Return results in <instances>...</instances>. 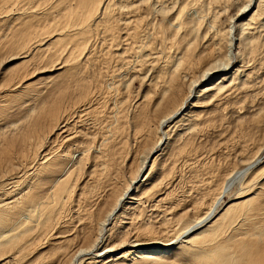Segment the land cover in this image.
<instances>
[{"label": "bare ground", "instance_id": "obj_1", "mask_svg": "<svg viewBox=\"0 0 264 264\" xmlns=\"http://www.w3.org/2000/svg\"><path fill=\"white\" fill-rule=\"evenodd\" d=\"M181 1L0 0L21 66L0 71V116L24 113L0 132V264H264V95L246 115L234 106L264 55V1ZM210 135L237 167L201 159ZM179 159L197 168L174 195ZM143 202L163 207L156 227Z\"/></svg>", "mask_w": 264, "mask_h": 264}, {"label": "rangeland", "instance_id": "obj_2", "mask_svg": "<svg viewBox=\"0 0 264 264\" xmlns=\"http://www.w3.org/2000/svg\"><path fill=\"white\" fill-rule=\"evenodd\" d=\"M162 1H165V3H169L170 1H175V0H162ZM178 2H182L181 0H177ZM264 1V0H263ZM141 5L140 6H144V5H142V3H140ZM256 5V4H255ZM261 7H258V6H256V7H252V10H254V11H256L258 8V10L256 11V13H258L259 14V11H263L264 12V10H263V8H264V2L262 3V4H259ZM229 7V8H228ZM230 9V10H229ZM256 9V10H255ZM227 11V12H226ZM234 11H235V8H234V6L232 5V6H227L226 7V9L224 10V12L223 13H221V15H219V22L220 23H222L224 26H227V16H233L232 14L234 13ZM260 16H262L261 14H259V15H256L255 17L256 18H254L253 19V21L254 22H258V20H259V18H260ZM226 17V18H225ZM147 18V17H146ZM151 18V19H150ZM149 19L151 20V21H158L159 20V16H157V17H152V16H150L149 15ZM156 19V20H155ZM223 20V21H222ZM10 21V20H9ZM9 21H7V22H9ZM222 21V22H221ZM260 21V20H259ZM144 23V22H143ZM145 23H148V21L146 20L145 21ZM145 23L143 24V26L140 28L141 30H147L146 28H147V26H144L145 25ZM9 28V26L7 27V25H5L4 23H1L0 22V31H1V34H0V47L2 48H0V71H2V68L4 67V66H6V68H7V70L11 73H13L14 71L16 72V70H17V68H18V70H17V72H19L20 71V69H21V66H20V68L18 67L19 65H18V63L19 62H15L14 60H11L10 62H7L8 60H7V56H8V47H7V38H5L4 36H3V30L5 31V30H7ZM100 29H102V27L100 28ZM148 31V30H147ZM150 31V30H149ZM148 31V32H149ZM144 33V32H143ZM101 34V35H100ZM2 36L6 39H4V38H2ZM97 36V35H96ZM96 36H93V37H91V39L92 40H94V41H92V40H90V45H91V47H92V44H93V47H95L96 46V48H95V50L93 49V52L94 51H97L98 52V50L101 48V47H99V44H101L102 42L101 41H103V40H101L100 38H98V37H100L101 36V38H102V32H99V34H98V36L96 37ZM96 37V38H95ZM98 38V39H97ZM4 39V40H3ZM3 40V41H2ZM96 40H98V42L96 41ZM100 40V41H99ZM6 41V42H5ZM91 42H93V43H91ZM97 42V43H96ZM2 43V44H1ZM108 43V42H107ZM157 44V45H156ZM95 45V46H94ZM153 47H155V49H156V51L157 50H159V45H158V42L156 43V42H154L153 43V45H152ZM102 47L104 48V45H102ZM121 47V46H120ZM99 48V49H98ZM96 49H98V50H96ZM168 50H166V49H163V53L164 54H166V52H167ZM171 52L173 51L172 49L170 50ZM94 54V53H93ZM160 54V53H159ZM97 55V54H96ZM244 55V54H243ZM263 57H264V55H262ZM262 56L260 57V58H258L257 60H252L251 62H248V63H251V64H249V65H252L253 66V68H254V70H255V73H254V75L252 76L253 77V79H254V83H255V86H254V89H253V91L252 90H250L249 91V93H246V94H244V93H240L238 90L237 91H235L234 92V95H235V99H236V104H234V106L235 107H237L238 106V112H239V114H242V115H246L245 113H247V110H248V108H247V106L249 105V104H251V103H249V102H253V103H256L257 101H259V97L261 96L262 97V95H264V59L262 58ZM151 57V55H149L147 58H149V59H151L150 58ZM258 57V56H257ZM260 59V60H259ZM262 62V64H261V62ZM110 63L112 62V59L109 61ZM108 62V63H109ZM257 62H259V63H257ZM253 63V64H252ZM20 64V63H19ZM117 64V65H116ZM115 65V77H116V79L118 78L117 77V75L118 74H116V73H122L121 74V76L120 77H122V76H125V77H130L131 76V66L130 65H128V67H127V69L123 66L122 67V69L121 68H119L118 67V65H119V63H116ZM259 64V65H258ZM14 65H16V66H14ZM101 64H100V62H99V65H98V67H100V69H101V67L104 69V68H109V64H105V62L104 61H102V65L100 66ZM259 66V67H258ZM11 67V68H10ZM15 67V68H14ZM258 67V68H257ZM5 68V69H6ZM12 68H13V70H12ZM117 68H118V71H117ZM124 69V70H123ZM125 70L127 71H129V72H125ZM7 73L8 75H6V76H9V74L10 73ZM14 72V73H15ZM125 72V73H124ZM259 72V73H258ZM12 73H11V75H12ZM127 73H129V74H127ZM127 76H126V75ZM59 79H60V77H58ZM131 78V77H130ZM58 79V80H59ZM113 79V78H112ZM252 79V78H251ZM262 82V83H261ZM131 83V84H130ZM130 83L128 84V89L129 90H126V93H128V94H130L129 96H128V98H127V102H129V100H131L132 99V97L134 96V94H135V92H132V91H134L136 88H137V86H138V79L137 78H134V79H131V81H130ZM104 86H103V90H105V88H106V90L104 91V94H106L107 93V91L109 92H111V90L110 89H113L112 87H110L109 86V84L107 83V82H105L104 84H103ZM106 86V87H105ZM49 89V88H48ZM255 89H257V90H255ZM2 91H4V89H2ZM131 91V92H130ZM106 92V93H105ZM237 92V93H236ZM259 92V93H258ZM3 93L4 92H2L0 95L1 96H3ZM242 96V98H241V96ZM254 94V95H253ZM110 95V94H109ZM251 95H253V96H251ZM106 97H107V94L105 95ZM112 96H115V94H113ZM256 96V97H255ZM130 97V98H129ZM8 100V98H6V101ZM9 101V100H8ZM247 101V102H246ZM255 101V102H254ZM16 102V100H14V102H12V104L13 103H15ZM127 102H126V104H127ZM129 104L130 103H128V106H129ZM245 104V105H244ZM16 105H17V107H16ZM241 108H243V110L242 109H240L239 110V108L240 107ZM244 106H246V107H244ZM15 107V108H14ZM127 107V106H126ZM18 109H19V111H18ZM108 109V108H107ZM128 108H124V113L126 114V115H128V114H131V111H130V109H128ZM11 110V111H10ZM21 109H20V106H18V104L17 103H15L14 105H12L8 110H6V112H5V114L3 115V116H0V132H2L4 129H5V126L3 127V125L7 122H9L8 124H13V123H16L17 121H18V119L19 118H21L22 116H24V113H22L21 111H20ZM109 111V110H108ZM130 111V112H129ZM228 110H226V112H227ZM8 112V113H7ZM129 112V113H128ZM226 112H224V113H226ZM241 112V113H240ZM109 113H111V112H109ZM227 113H229V112H227ZM226 113V116L225 117H223L224 118V120H223V118H222V120L223 121H225L224 123H226V118H229L228 117V114ZM3 117V118H2ZM11 117H12V119H11ZM106 118H104V120H105ZM2 121V122H1ZM14 121V122H13ZM224 125V124H223ZM233 125V124H232ZM224 126H226V125H224ZM93 131H94V129H93ZM237 131V129L236 130H234V132H236ZM238 132L240 133V131H239V129H238ZM238 132H236L235 133V135L236 134H238ZM11 134V132H9V133H6L5 135H10ZM213 135V134H212ZM212 135H210L206 140H205V142L202 144V145H200V148H199V150L201 151V159H203V161L205 162V163H207V164H212V165H216V166H218V169L216 170V171H220V172H222V170L223 169H225L224 167H226L227 165H231L232 167H237V163L236 162H234L235 160H234V158H232V156L231 155H228L229 156V158H226L225 156H224V154H223V149L221 148V147H219L218 145H216L215 144V140H214V142H213V139L212 138H214V136L212 137ZM212 137V138H211ZM212 141H211V140ZM204 140V139H203ZM2 141H3V138L2 137H0V144L2 143ZM213 142V143H212ZM212 144H214V145H212ZM218 146V147H217ZM229 147L231 148V146L229 145ZM212 149H213V151H212ZM216 150V151H215ZM212 151V152H211ZM211 152V153H210ZM214 153H215V156H214ZM203 155V156H202ZM227 156V157H228ZM202 157H204V158H202ZM207 157H209V158H207ZM213 158V160H211ZM221 160V161H220ZM228 160H229V162H228ZM85 161V160H84ZM84 161H82V162H80L78 165L79 166H77L75 169H74V171H73V173H74V175H76L77 177L79 176V177H81L82 175H83V169H84V166H85V163H83ZM180 161V162H179ZM178 162V163H177ZM177 162H175L176 164H178V165H175L174 164V169H175V171L176 172H173V174H174V176H175V182L177 183H175L174 181L171 183V184H168V185H166V187L168 188V189H171V191L173 192V194L174 195H177L178 194V192H180L182 189H184L186 186H187V183H188V179L189 178H191L190 177V175H187V174H190V171H192V169H196L197 168V165H193V167H188V163L187 162H183V161H181L180 159L177 161ZM225 162H226V164H225ZM228 162V163H227ZM180 163V164H179ZM182 163V164H181ZM81 165V166H80ZM180 165V166H179ZM184 166V167H183ZM195 166V167H194ZM176 167H177V169H176ZM221 168V169H220ZM76 173V174H75ZM219 173V172H218ZM177 176H181L180 178H177ZM188 176V177H187ZM78 177V178H79ZM187 177V178H186ZM177 179V180H176ZM178 179H179V182H178ZM192 179H190L189 180V182L191 181ZM174 184H175V186H174ZM174 186V187H173ZM183 186V187H182ZM172 187V188H171ZM174 188H176V189H174ZM180 188V189H179ZM176 190V191H173V190ZM175 192V193H174ZM164 203L166 204L167 203V200L166 201H164ZM168 204V203H167ZM145 205V207H143L142 209V215H143V218H144V221H145V224L146 225H148V224H151V226H153V227H156L158 224H160L161 223V214L159 215V212L160 211H162V208L163 207H156L157 209H154V210H150V208H149V204L148 203H146V202H143L142 203V206H144ZM165 208V207H164ZM145 215V216H144ZM261 215H263V212H262V214ZM147 219V220H146ZM150 220V221H149ZM152 221H155V222H152ZM159 221V222H158ZM172 223V222H171ZM137 225H139V220H137ZM145 225V226H146ZM170 225V224H169ZM170 227H173V223H172V226L170 225ZM169 227V228H170ZM127 231H129L130 232V228L127 230ZM129 234V233H128ZM263 239V240H262ZM260 240V243H264V235H262V237L259 239ZM263 242H262V241ZM43 251H47V250H43ZM35 253V252H34ZM34 253H32L31 255H29L28 257H27V259L26 260H22V262L20 261V262H18L17 263V261L16 262H14V264L16 263V264H27V262L31 259V262L33 261L32 260V258H33V256H35V254ZM182 256H176V257H174L176 260H180V259H184V263L182 262V260L180 261V263H183V264H191V263H189V261H188V259H186L185 257H182ZM180 258V259H179ZM175 259H173V262H175L176 260ZM178 261H176L177 262V264L179 263ZM126 262V261H125ZM127 262H129L128 260H127ZM137 263L136 264H142V262L143 261H141V260H137L136 261ZM13 263V262H12ZM12 263H10V264H12ZM179 263V264H180ZM54 264V263H53Z\"/></svg>", "mask_w": 264, "mask_h": 264}]
</instances>
